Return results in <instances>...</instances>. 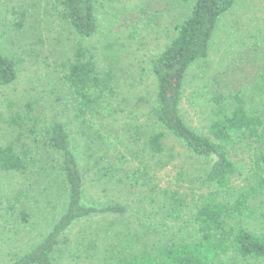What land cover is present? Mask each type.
<instances>
[{
    "label": "trees",
    "instance_id": "obj_1",
    "mask_svg": "<svg viewBox=\"0 0 264 264\" xmlns=\"http://www.w3.org/2000/svg\"><path fill=\"white\" fill-rule=\"evenodd\" d=\"M237 2L194 0L189 14L175 26L174 35L150 61V74L156 83L150 117L160 130L155 129L141 145L136 144V150L128 155L133 158L130 162L124 154L111 153L99 179L105 180L107 186L127 180L140 187L157 203V217L166 223H182L183 229L190 233L180 229L160 240L149 232L132 228V223L123 230L115 221H109L96 227L94 240L82 238L74 242L70 233L78 223L96 217H120L127 208L115 202L103 207L86 204L85 172L66 125L54 121L46 126L35 104L27 102L19 106L10 101L8 114L0 112V172L16 178L17 187L12 186L7 193L10 196L3 228L8 229L11 222L18 224L15 235L21 237L24 232L19 226L32 225L40 209L33 207L31 200L37 194L53 196L55 187L54 193L61 191L65 197V205L62 215L38 242L15 253L4 264L264 262V83L257 80L255 88L238 89L220 83L218 77L210 78L194 93L206 115L201 130L187 123L181 108L189 71L209 58L219 23ZM58 3L59 17L78 40L65 65L68 70L63 80L70 91L77 120L94 129L103 123V112L109 111L114 82L113 69L101 68L96 54L84 44L99 30L97 3L96 0ZM19 65L17 57L0 51V87L18 80ZM125 102L129 103L128 98ZM125 132L130 134L128 144L140 134L135 124H130ZM168 137L190 156L209 163L202 181L207 191L189 207L184 195L169 188V181L165 185L162 178H157V172L151 174V160L159 166L163 164L159 169L169 164L162 158L167 152ZM126 147L130 150V145ZM238 149L251 153L247 175L239 183L238 167L232 159V153ZM103 159L95 162L99 164ZM161 228L162 234L165 229Z\"/></svg>",
    "mask_w": 264,
    "mask_h": 264
},
{
    "label": "rangeland",
    "instance_id": "obj_2",
    "mask_svg": "<svg viewBox=\"0 0 264 264\" xmlns=\"http://www.w3.org/2000/svg\"><path fill=\"white\" fill-rule=\"evenodd\" d=\"M58 2L0 0V51L20 61L18 80L0 87V112L8 114L10 101L19 103V106L31 102L46 126L54 121L66 125L87 180L85 203L103 207L115 202L127 208L126 214L120 217H96L78 223L70 233L74 242L82 238L94 240L96 227L105 226L109 221H115L118 223L116 226L123 230L132 223V228L149 232L160 240L178 233L180 229L186 232L182 223H166L162 217H157V203L140 187L127 180L126 183L118 181L107 186L105 180L101 182L99 179L111 153L126 157L136 150L137 143L142 144L148 134L155 129L160 130L150 117L156 93L150 61L174 35L175 26L189 14L194 0H96L99 30L84 44L96 54L101 68L113 69L114 82L109 107L107 105L109 111L103 112V123L94 129H88L77 120L70 91L63 80L68 70L65 65L78 40L59 17L61 7ZM113 43V47L108 48ZM213 77L238 89L255 88L257 80L264 83V0H238L234 9L221 19L209 58L189 71L181 105L182 115L191 127L198 130L204 126L206 115L202 113L201 100L194 97V93ZM127 98L129 103L125 102ZM130 124H135L140 134L128 144L130 134L125 131ZM165 142L167 152L162 158L169 164L159 169L163 164L159 166L151 160V174L156 175L157 172V178H162L165 185L169 181V188L184 195L189 207L207 191V185L202 181L209 163L190 156L171 137ZM109 144L113 146L109 147ZM126 145H130V150ZM250 154L246 149L232 153L238 167L237 183L247 175ZM100 157L104 159L98 164L95 161ZM130 159L133 158L128 156L127 160ZM12 186L16 189L17 179L0 172V264L38 242L62 215L65 205L62 192L54 193L56 187L53 196L37 194L31 205L40 209L33 217L32 225L19 226L24 233L18 237L15 235L18 224L11 222L12 227L3 228L4 210L10 196L7 193ZM55 186L60 187L58 184ZM161 227L165 229L162 234ZM64 264L75 263L66 261Z\"/></svg>",
    "mask_w": 264,
    "mask_h": 264
}]
</instances>
